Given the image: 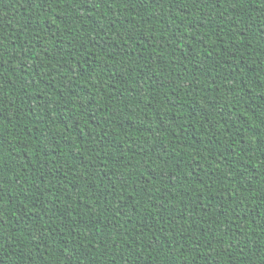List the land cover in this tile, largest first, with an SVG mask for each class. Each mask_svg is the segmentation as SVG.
<instances>
[{
	"label": "trees",
	"instance_id": "obj_1",
	"mask_svg": "<svg viewBox=\"0 0 264 264\" xmlns=\"http://www.w3.org/2000/svg\"><path fill=\"white\" fill-rule=\"evenodd\" d=\"M0 264H264V0H0Z\"/></svg>",
	"mask_w": 264,
	"mask_h": 264
}]
</instances>
